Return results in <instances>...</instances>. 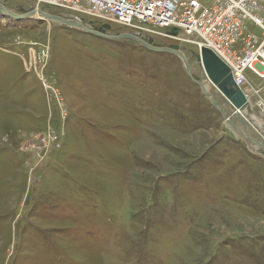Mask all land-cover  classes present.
I'll use <instances>...</instances> for the list:
<instances>
[{"label":"rangeland","instance_id":"374dc122","mask_svg":"<svg viewBox=\"0 0 264 264\" xmlns=\"http://www.w3.org/2000/svg\"><path fill=\"white\" fill-rule=\"evenodd\" d=\"M106 25L110 38L0 11V264H264V148L197 83V38H144L181 49L192 79L178 55ZM248 30L241 42L264 40ZM246 75L261 143L264 80Z\"/></svg>","mask_w":264,"mask_h":264},{"label":"built area","instance_id":"2783aa9c","mask_svg":"<svg viewBox=\"0 0 264 264\" xmlns=\"http://www.w3.org/2000/svg\"><path fill=\"white\" fill-rule=\"evenodd\" d=\"M24 1L31 6L28 10H22V14L18 15L21 17L24 11H32L34 17L45 18L39 12L47 13L43 11L44 8H55L70 14L78 22H83L79 14H86L95 18V25L99 27L108 26L107 23L125 26L135 30L136 36L142 39L152 32L170 39L180 36L197 38L200 51L204 48L212 50L231 69L236 86L243 92L247 71L264 80V40L258 43L257 38L251 36L248 41H240L244 33L249 32V24L264 29V14L262 8L257 6L259 0ZM47 14L52 15L51 12ZM165 29H171V32L167 33ZM240 42L238 47L246 48L242 56L234 54L232 50Z\"/></svg>","mask_w":264,"mask_h":264},{"label":"water","instance_id":"95a60500","mask_svg":"<svg viewBox=\"0 0 264 264\" xmlns=\"http://www.w3.org/2000/svg\"><path fill=\"white\" fill-rule=\"evenodd\" d=\"M0 11L4 14H9L14 18L17 17V19H22L21 16H15L9 12H5V10L0 9ZM39 14H41L42 16H44L45 18L49 20L57 21L59 23H64L69 26L82 29L88 33H92V34H95L101 37L110 38L107 35V31L111 29L109 25L99 27L91 22L88 25V27H86L83 22H78L73 19L68 20V19L52 16L42 11H40ZM34 16H35L34 12L24 11L25 18H31ZM128 37L137 41L141 45H145L151 50L158 51V52L174 53L178 55L180 58H182L185 64L187 73L193 79L192 69L187 59L182 56L181 49L179 48L167 49V48H161V47L156 48L153 46L154 42L152 39H149L146 41L145 39H142L141 37L136 36V35H132V36L129 35ZM199 57H200V61L203 64L206 76L212 82V84L218 89V92L220 94V102L218 103L214 102L211 99V96L209 95V92L205 89V87L201 83L197 81L196 82L202 87L204 93L210 99L214 107H216L222 112L226 121L229 122L230 125L235 128H237L236 127L237 123L239 125H242L244 127L245 133L247 134V129L250 128L249 121L246 118H244L242 115H238L237 112L238 110H243V109L245 110L249 106L248 105L249 102L243 90H241L239 87L236 86L234 76L231 72V69L210 49H207V48L202 49V52L200 53ZM222 106L224 107L226 106L227 108H230V111L232 107L235 113L233 114L232 112L231 114H229L227 111L221 109ZM261 147L264 148V144Z\"/></svg>","mask_w":264,"mask_h":264},{"label":"bare ground","instance_id":"6f19581e","mask_svg":"<svg viewBox=\"0 0 264 264\" xmlns=\"http://www.w3.org/2000/svg\"><path fill=\"white\" fill-rule=\"evenodd\" d=\"M5 15H9V14H5ZM17 18V17H16ZM22 19H24L25 17L24 16H22L21 17ZM84 23V22H83ZM182 56L183 57H185L183 54H182ZM206 79H207V82H205L204 84H202L204 87H205V89L207 90V91H209V95L211 96V99H213V95H212V93H211V90H215V91H217L218 92V89H217V87H215L213 84H212V82L208 79V77L206 76ZM209 86H210V88H209ZM246 97H247V95H246ZM248 99V101H249V98H247ZM221 109H223V110H225V111H227V112H229V110H230V108H227L226 106L224 107V106H222L221 107ZM245 111H246V109L244 110H238V115H242L244 118H245V116H244V114H245ZM230 113V112H229ZM235 112H233V114H234ZM253 118V117H252ZM251 120L252 119H250V122H249V124H250V130H247L248 131V135L245 133L244 134V132H243V129H241L240 130V132H242L241 134L244 136L243 138L244 139H246V140H250V142H253V144H256V148L258 147V146H262L263 144H264V140H262L263 142H261V143H259L257 140H255L254 138H252L251 136H252V132H256L258 135L259 134H261L262 135V133L257 129H255L254 128V126L252 125V123H251ZM249 121V120H248ZM239 128V127H238ZM263 136V135H262ZM259 148V147H258Z\"/></svg>","mask_w":264,"mask_h":264},{"label":"flooded vegetation","instance_id":"af4514ba","mask_svg":"<svg viewBox=\"0 0 264 264\" xmlns=\"http://www.w3.org/2000/svg\"><path fill=\"white\" fill-rule=\"evenodd\" d=\"M2 4L7 5V2H9V0H0ZM30 9V8H29ZM22 13V10H21Z\"/></svg>","mask_w":264,"mask_h":264}]
</instances>
